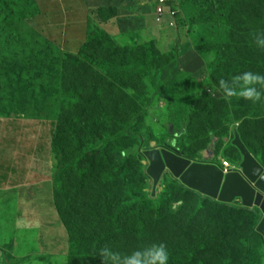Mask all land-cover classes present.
<instances>
[{
  "label": "rangeland",
  "instance_id": "374dc122",
  "mask_svg": "<svg viewBox=\"0 0 264 264\" xmlns=\"http://www.w3.org/2000/svg\"><path fill=\"white\" fill-rule=\"evenodd\" d=\"M45 1L47 13L55 14V19L63 16L62 4ZM158 1L126 0L120 14L126 25L119 38L105 35L83 46L76 55L62 52L51 42L50 50L44 53L43 38L26 40L24 24L4 21L14 26L13 35L0 20L1 264H103L96 252L104 245L130 253L152 243L166 244L168 264H243L247 253L253 264H264V248L255 230L250 229V221L242 220L240 199L223 206L211 197L199 198L193 191L186 196L178 193L165 213L143 216L151 224L143 234L120 236L111 220L115 208L108 207L102 196L115 193V187H102L95 176L84 183L58 167L53 143L57 140L63 147L71 144L66 130L82 129L99 148L107 142L104 130L121 132L132 117V129L148 141L127 136L122 141L126 155L139 157L133 163L144 157L145 149L171 146L196 161L227 160L238 168L242 155L232 144L238 133L264 165V100H228L217 91L221 78L230 79L244 71L264 75V49L256 46L251 35L264 32V0H235L227 20L210 17L188 21L182 14L179 30L169 25L174 22L170 17L156 14ZM36 2L41 8V0ZM4 7L12 10L0 4V13L10 17L9 10L3 12ZM206 10L208 14L216 12L211 7ZM116 12L115 8H101L99 23L119 17ZM141 15L143 22L138 21ZM47 32L44 34H50ZM141 58L149 60L147 76L117 71ZM178 69L183 72L178 78L180 85L174 87L172 81L165 89L174 95L175 103L192 94V79L206 90L204 98L191 102L193 125L180 147L166 132L167 111L173 105L162 96L149 103L155 88ZM98 115L110 122H96ZM212 141L216 142L213 149L217 156L205 159L209 154L206 147ZM141 161L145 173L128 177L133 186L139 184L141 192L151 196L153 181L146 173L149 161L146 157ZM92 163L96 161H87ZM168 174L155 191L158 199L169 186ZM248 241L253 246L251 252L243 244ZM255 246H260L259 255ZM42 254L48 258L40 259Z\"/></svg>",
  "mask_w": 264,
  "mask_h": 264
},
{
  "label": "trees",
  "instance_id": "16d2710c",
  "mask_svg": "<svg viewBox=\"0 0 264 264\" xmlns=\"http://www.w3.org/2000/svg\"><path fill=\"white\" fill-rule=\"evenodd\" d=\"M223 1L224 0H202V3L201 0H168L167 4L172 5V7L178 11L175 22V27L177 29H175L179 30L183 22L182 14L186 16L188 21H192L194 19H203L204 21L210 17L215 20H219L220 17L226 18L227 20L230 18L229 14L231 15V12L234 10L233 2H235V0H228L227 3H223ZM0 4L8 7L10 6L12 8L10 11L8 8L4 7L3 12L9 10L10 17H3V13H0L1 23L3 25L5 24V27L8 26L9 28H7L12 30L13 35L15 34L14 26L5 22L7 20H17L21 24H24L23 27L28 31V33L24 35L25 39L29 40L30 38H33L41 41L43 38L45 43L44 53H48L47 51L50 50L52 43L51 40L43 36L44 31L35 30V28L28 24L29 20L39 14V7L36 0H8V2L0 0ZM196 5L197 10L195 8ZM200 5H203L202 9L199 8ZM206 7H211V10H216V12L208 14ZM206 14L208 15L205 17ZM105 35H107V33H105L100 27H93L92 25H89L86 33L85 45L92 42L94 43L96 39H101ZM107 37L109 36L107 35ZM38 43L40 44V50L43 49L42 43ZM80 52L78 54H80ZM148 61L149 60L147 58H141V60L135 59L127 66L118 67L117 71L127 73H133L135 71L138 72L141 77H145L147 76V71L150 67ZM143 68H145V70H143ZM182 74L183 72L180 69L175 71L174 75L168 81L155 88L149 99V103H152L157 96H162L167 98L173 105V107H169L167 111L169 125L166 132L168 137L177 140L178 147L182 145L181 140L189 135L191 126L193 125L195 110L192 109L191 102L199 98H204L206 93L202 84L196 79H192L189 86V90L192 94L187 96L186 101L175 103L174 95L165 91V89L172 81H175L174 87L179 86L180 83H178V78H180ZM141 113H143V111H141ZM98 118L100 119H95L96 122H99L100 120L101 123L104 121L110 122L106 116L98 115ZM134 120L135 117H132L121 132L117 130L115 132L111 131L112 133H108L107 130H104L107 142L99 148L97 147L96 142H91V140H89V138H91L90 136L83 133L82 129L80 130L76 127L70 128L69 132L66 130L68 136L72 137L71 144L64 145L63 147V144L58 143L57 140L53 143V151H55L59 168H64L66 171L74 173L80 181L84 183L88 181L90 176H95L96 180L99 181L102 187H115V193L105 192L102 196L104 200H106L108 207L115 208L111 220L112 224H114L113 227L117 230V234L120 236H127L129 234L139 236V234H143L151 227V224L145 220L143 216L160 215L165 213L166 206L172 202V197L178 193L186 196L185 194L193 191L199 198L206 196L184 185L179 179L174 177L172 173L168 174L166 177V182H169V186L167 190L161 194V199H158L156 194L148 196L147 194L141 192L139 184L135 186L132 185L130 181L131 178L128 177L129 174L137 176L145 173V165L141 161L145 156L140 157L141 159H138L133 163V159H137L139 157L126 155V145H122V141L124 139L127 140V137H136L137 139H142L143 141L145 140L141 133L132 129ZM147 142L148 141L145 140L146 144ZM215 145L216 142L212 141L210 145L206 147L209 151L208 156L203 157L200 155V157L214 160L217 156L213 149L215 148ZM246 146L248 147V145ZM248 149L256 157L252 149L250 147H248ZM90 160H95L96 163L88 165L87 161ZM219 163L222 165V161H219ZM95 168H98L97 171L94 170ZM214 201L219 205L224 206L226 204L225 202L216 201V199ZM244 208L238 207L243 215L242 220L250 221V229L255 230L256 235L260 239V245L264 248L263 236L256 230V226L262 215L257 208ZM245 214H247V217ZM136 216L137 219L135 218ZM243 244L247 251L251 252V249L253 248L252 244L249 241L247 243L243 242ZM254 249L256 255H259L260 246H255ZM251 257V254L247 253L243 264H253V257L252 259Z\"/></svg>",
  "mask_w": 264,
  "mask_h": 264
},
{
  "label": "water",
  "instance_id": "95a60500",
  "mask_svg": "<svg viewBox=\"0 0 264 264\" xmlns=\"http://www.w3.org/2000/svg\"><path fill=\"white\" fill-rule=\"evenodd\" d=\"M232 144L242 160L238 168L225 169L218 162L196 161L175 147L150 148L143 151L149 164L146 173L152 178L155 194L166 172H170L187 187L218 201L231 203L241 200L246 208L261 213L256 230L264 239V165L251 153L238 133ZM2 252L0 251V264Z\"/></svg>",
  "mask_w": 264,
  "mask_h": 264
},
{
  "label": "crops",
  "instance_id": "0c3cea01",
  "mask_svg": "<svg viewBox=\"0 0 264 264\" xmlns=\"http://www.w3.org/2000/svg\"><path fill=\"white\" fill-rule=\"evenodd\" d=\"M54 4L61 5L63 16L55 19V14L47 13L44 5L45 0H41V8L39 7V14L31 19L35 22L33 28L35 30H42L50 34L43 36L47 37L51 42L58 46L60 50L66 54L76 55L80 52L83 45L86 43V33L89 25H96L104 30L105 33L111 38H119L123 27L126 25L120 15L124 9L126 0H52ZM39 4V3H38ZM37 4V5H38ZM149 5V4H148ZM103 7H110L116 9V15L119 17H111L107 21L101 20L99 10ZM136 7V6H134ZM149 7V6H148ZM60 11V10H59ZM141 12V10H140ZM135 14V13H134ZM138 14V12H137ZM47 19H44L43 16ZM136 19L138 16L133 15ZM143 18V19H141ZM144 17L139 18V22H143ZM30 21V20H29ZM40 21H48L47 24H40ZM135 28L136 24H132ZM142 26L139 24L138 27ZM39 256L40 259L48 258L45 254ZM57 255V254H56ZM55 255H52L54 257ZM56 258V257H55Z\"/></svg>",
  "mask_w": 264,
  "mask_h": 264
},
{
  "label": "clouds",
  "instance_id": "9594fccd",
  "mask_svg": "<svg viewBox=\"0 0 264 264\" xmlns=\"http://www.w3.org/2000/svg\"><path fill=\"white\" fill-rule=\"evenodd\" d=\"M251 35L256 46L264 49V32H253ZM217 91L228 100L235 97L252 103L260 102L264 100V75L244 71L230 79L221 78ZM96 253L102 257L103 264H168L169 260V251L164 243H152L130 253H122L104 245Z\"/></svg>",
  "mask_w": 264,
  "mask_h": 264
},
{
  "label": "built area",
  "instance_id": "2783aa9c",
  "mask_svg": "<svg viewBox=\"0 0 264 264\" xmlns=\"http://www.w3.org/2000/svg\"><path fill=\"white\" fill-rule=\"evenodd\" d=\"M167 1H168V0H159V1L157 2L158 4H157V6H156V14H157L158 16H162L163 18H164L165 16L170 17L174 22H173V24H170V23H169V25L175 27V22H176L175 17H176V15H177L178 11L175 10V9L172 7V5H168V4H167ZM222 164H223V168H225V169H231V168L234 167V166L232 165V163L229 162V161H227V160H222Z\"/></svg>",
  "mask_w": 264,
  "mask_h": 264
}]
</instances>
